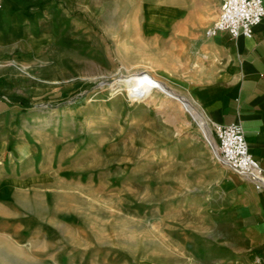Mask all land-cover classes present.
I'll use <instances>...</instances> for the list:
<instances>
[{
  "label": "crops",
  "instance_id": "1",
  "mask_svg": "<svg viewBox=\"0 0 264 264\" xmlns=\"http://www.w3.org/2000/svg\"><path fill=\"white\" fill-rule=\"evenodd\" d=\"M145 4L185 12L174 22L145 14L147 26L186 41L180 77L191 98L213 127L239 123L264 168V19L250 37L208 36L222 0ZM63 6L0 0V264H226L245 245L258 254L264 188L218 161L201 140H177L154 155V197L145 190L139 213H127L117 228L128 203L116 199L127 189L84 185L87 162L69 140L80 131L73 112L63 113L65 123L60 109L34 105L69 90L68 75L77 81L81 72L82 47L64 42L80 34Z\"/></svg>",
  "mask_w": 264,
  "mask_h": 264
},
{
  "label": "rangeland",
  "instance_id": "2",
  "mask_svg": "<svg viewBox=\"0 0 264 264\" xmlns=\"http://www.w3.org/2000/svg\"><path fill=\"white\" fill-rule=\"evenodd\" d=\"M144 1L62 0L67 17L71 22L74 19L77 27L73 25L80 34L78 39L66 38L64 42L66 48L74 47L75 41L82 47L81 72L77 81L68 75L69 83L74 84L69 85V90L50 99L40 98L34 104L46 111L60 109L61 121L65 123L70 120L63 113L73 112L69 117L80 131L69 140L73 141L70 145H77V153L87 162L84 185L100 191L107 187L130 190V194L126 190V194L117 196V203L127 202L132 206H122L121 217L116 216L117 228L124 225L127 213H139L135 210L139 209L145 190L155 192L158 186L153 162L156 153L177 140H187V145L195 139L207 144L214 156L205 131L174 102L157 96L155 101L130 105L125 96L117 98L114 93L119 80L146 70L191 98L187 84L181 79L187 63L188 52L182 49L186 41L172 31L168 34L150 31L145 16L174 22L185 12L170 5L145 4L142 8ZM219 16L220 13L214 23ZM68 27L72 28L71 24ZM211 135L216 141L212 124ZM105 194L102 197L107 198ZM248 250L245 245L243 255L227 258L226 264H264V242L257 247L260 255Z\"/></svg>",
  "mask_w": 264,
  "mask_h": 264
},
{
  "label": "built area",
  "instance_id": "3",
  "mask_svg": "<svg viewBox=\"0 0 264 264\" xmlns=\"http://www.w3.org/2000/svg\"><path fill=\"white\" fill-rule=\"evenodd\" d=\"M263 19V0H222L220 16L207 31V35L214 36L220 31H228L234 38L250 37ZM215 132V158L253 182L257 189H263L264 168L250 153L242 126L237 122L219 124L215 125Z\"/></svg>",
  "mask_w": 264,
  "mask_h": 264
},
{
  "label": "bare ground",
  "instance_id": "4",
  "mask_svg": "<svg viewBox=\"0 0 264 264\" xmlns=\"http://www.w3.org/2000/svg\"><path fill=\"white\" fill-rule=\"evenodd\" d=\"M116 91L117 98L125 96L130 105L155 101L157 96H164L167 100L174 102L177 106L189 113L199 126L205 131L213 148L215 141L211 135V120L205 111L189 96L179 92L169 83L158 79L146 70L131 73L125 79L119 80Z\"/></svg>",
  "mask_w": 264,
  "mask_h": 264
}]
</instances>
